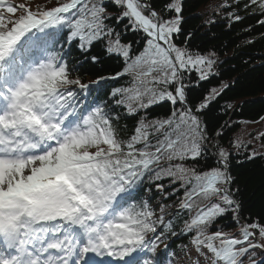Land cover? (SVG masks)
Listing matches in <instances>:
<instances>
[{"label": "trees", "instance_id": "trees-1", "mask_svg": "<svg viewBox=\"0 0 264 264\" xmlns=\"http://www.w3.org/2000/svg\"><path fill=\"white\" fill-rule=\"evenodd\" d=\"M72 1L0 2V36ZM128 1L82 0L17 61L43 51L44 82L76 119L88 117L69 157L121 191L142 264H202L212 242L244 227L254 236L225 264H264L254 243L264 245V0H142L161 13L173 57ZM157 185L160 221L150 207Z\"/></svg>", "mask_w": 264, "mask_h": 264}, {"label": "rangeland", "instance_id": "rangeland-1", "mask_svg": "<svg viewBox=\"0 0 264 264\" xmlns=\"http://www.w3.org/2000/svg\"><path fill=\"white\" fill-rule=\"evenodd\" d=\"M131 4L132 9L135 11L139 17L143 19L146 26H150V22L147 21V19L142 16V14L135 8L134 5ZM10 13L17 14L16 11H10ZM34 26V25H33ZM32 27L31 24L25 26L22 31H18L14 34H19L20 32H23L25 29ZM13 34V35H14ZM23 40V38H22ZM22 40L18 41V44L22 42ZM45 67L44 64L39 61L35 60L32 67L28 68V70L19 75L20 84L18 85L21 87L23 92L26 94L24 97V103L30 104L33 106H38L39 108L43 109V112L47 115H52L55 118V123L59 124V126L62 127V129L66 130V132L63 133L62 138L59 140L60 142L64 139H73L76 137L77 134V127L76 124L71 119V116L64 114V107L57 101L54 100L51 95L49 94V90L42 86L41 79L44 73ZM9 79L11 82L10 76H5L1 78L0 80V94L5 95L8 94L7 89H5V86L11 91L15 90V87L13 84H7L4 86V81L6 79ZM11 93V92H10ZM19 105H22L20 103ZM66 125V126H62ZM52 155L46 156L48 160H50L52 163L43 164L42 160H36L32 161L29 164L26 165H15L12 163H8V166L5 167L4 164H0V168L3 169V172H1V178L0 179V187L3 186H9L13 181L17 179L21 180H27L34 177H40L43 173V169H60L65 168L67 172L74 175V178L79 180L83 187L86 189L94 190L97 193V198L95 200L96 203L104 204L105 197H107L112 190L109 188V179H102L98 176V174L87 168L85 162H79L78 164L75 163H66V153L64 152V149L61 148L59 150L53 151L51 153ZM8 168V169H7ZM112 204V203H111ZM109 203V207L111 205ZM156 204V217L159 218L162 213H165L167 211L166 208H162L160 203L155 202ZM107 221L109 224L114 226L115 233H117V237L115 239V243L119 245L120 251H122L123 246L128 244V235L129 232L126 228V220L127 217L122 212V210H117L114 212L112 209L109 210V212L106 214ZM159 254V253H158ZM157 254V255H158ZM136 258H133V260ZM223 260V259H222ZM207 264H214L213 261L207 263Z\"/></svg>", "mask_w": 264, "mask_h": 264}, {"label": "bare ground", "instance_id": "bare-ground-1", "mask_svg": "<svg viewBox=\"0 0 264 264\" xmlns=\"http://www.w3.org/2000/svg\"><path fill=\"white\" fill-rule=\"evenodd\" d=\"M155 35L156 37L165 40L164 33L161 30L158 31V33L155 32ZM17 39H18V35H14L8 39H0V66H1L2 58L11 51V47ZM21 94H22V90L9 95L7 97L8 98L7 102L10 103L12 106H16L15 108L17 109L18 108L17 104L21 100ZM31 109L32 108L18 111L14 116V118L8 122V124L10 125L12 122H17L20 116H22V114L26 113L28 110ZM3 119H6V117H3ZM3 123L6 124V121H4ZM46 126L49 125H47L46 123ZM44 130H45V134L47 135L46 143L51 139L57 138L59 133L55 127L52 128L45 127ZM18 142H19L18 145L19 153H22L23 149H27L28 147L31 146V144L24 143L20 140H18ZM44 144L45 143H43L42 146ZM33 145L34 147L38 146V144L36 143ZM51 182H65L70 188L76 191L77 197L79 199H83L86 202L85 205L87 206V208H89L88 216H90V214L94 212L95 207H97V205H95V200L98 196L97 193L94 190L86 189L85 187H83L82 183L79 180L75 179L74 175L67 172L65 168L61 170H57V169L46 170L44 168L43 173L40 177H34L27 180L17 179L13 181L9 186H4V187L1 186L0 199H6V198L14 197L16 195H20L21 193L26 192L29 189L38 188L45 184H49ZM80 205H82V203H80ZM117 248L118 246H115V249Z\"/></svg>", "mask_w": 264, "mask_h": 264}, {"label": "water", "instance_id": "water-1", "mask_svg": "<svg viewBox=\"0 0 264 264\" xmlns=\"http://www.w3.org/2000/svg\"><path fill=\"white\" fill-rule=\"evenodd\" d=\"M137 1L140 2L143 6L152 9V7H151L148 3L143 2V1H140V0H137ZM153 12L158 16V18H160L161 14H160L159 11L153 9ZM156 30H157V31L160 30V23L157 24V26H156ZM156 39H157L160 43H162L163 45H165V46L168 48V50L170 51L171 56H174L173 53H172L171 50H170L169 45H167V43H166L163 39H160L159 37H156ZM182 88H184V87L182 86ZM223 165L225 166V164H223ZM225 167H226V166H225Z\"/></svg>", "mask_w": 264, "mask_h": 264}]
</instances>
